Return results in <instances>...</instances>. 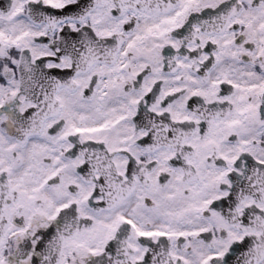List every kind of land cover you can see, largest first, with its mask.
<instances>
[{"label":"snow or ice","instance_id":"obj_1","mask_svg":"<svg viewBox=\"0 0 264 264\" xmlns=\"http://www.w3.org/2000/svg\"><path fill=\"white\" fill-rule=\"evenodd\" d=\"M0 264H264V0H0Z\"/></svg>","mask_w":264,"mask_h":264}]
</instances>
